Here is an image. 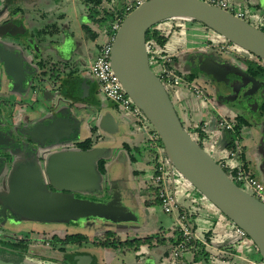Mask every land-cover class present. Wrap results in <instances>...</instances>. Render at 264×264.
Instances as JSON below:
<instances>
[{
  "label": "flooded vegetation",
  "instance_id": "flooded-vegetation-1",
  "mask_svg": "<svg viewBox=\"0 0 264 264\" xmlns=\"http://www.w3.org/2000/svg\"><path fill=\"white\" fill-rule=\"evenodd\" d=\"M16 1L17 0H4L3 4L0 6V55L2 53H15L20 56L23 68L22 71L24 72L25 77L22 81V86L19 87L6 73L2 62H0V250L21 255L24 258L23 260H29L30 257L35 256L39 259L44 258L53 260L54 264H95V261L91 256L87 255L86 252H89L90 247H97L96 242L104 241L107 238L112 242H115L114 240L124 242L140 238L138 236L139 233H136V236L133 238L122 240L120 237L115 236L113 231L106 229L100 231L104 237L102 240L97 238L96 233L91 240H89V236L86 233H82V235L87 236V241L65 244L66 236L72 234L68 233L66 226L79 222L81 219H86V217L71 215L68 218L69 222L66 223L64 227L61 226L58 229L56 227H51L48 224L62 220L32 219L19 213L16 209L18 207L16 201L19 192H17L18 195L16 194V199L10 198L9 201H6L4 198L8 197L11 191L16 190L17 186L24 185L28 188H42L43 191L52 194L69 195L76 199L91 200L88 196L91 195V192H95V190L71 191L52 186L47 178V165L51 154L55 152L65 150L90 151L93 149H101L99 150L98 158L96 160V170L99 174V181L102 186L100 194L104 195V197L99 195V200H96L95 202L107 203L114 201L119 206L120 196L118 195V192H116L117 189L108 195L105 188V186L112 182L110 172L113 167V162H109V160L103 156L105 148L103 144L107 139L111 138L108 135L110 128H106L104 122L102 127L100 124L102 120L105 121L108 119L107 116H105L106 112L101 113L105 106L102 102H99V105L92 102L94 95H97L99 91L92 74L85 69L88 66V61H82L81 68L78 67L75 62L70 60L74 53H78V42L85 46V50L80 48L81 53H88L90 43L92 44L95 42L87 37L82 30L83 27L89 28L91 26L90 16H93L96 10L100 13L101 17L105 16V10L112 9L113 7L121 9L126 0H102L96 8L94 0H82L83 2L80 0H68L75 13L76 9L78 11L80 10V39L77 40L74 33H69L64 35L62 41L51 43V46L53 47L52 49L55 50L54 47L60 45L67 37L72 38L73 46L70 55L67 57L59 55V58H62V62L64 61L63 63L67 64L66 70L60 67V65L58 66L55 64L53 59L46 54L45 47L40 43L42 33L38 31V37L34 39L30 29L27 28L28 26L24 24L20 11L17 10L15 12L8 9V5ZM106 2H108V4H106ZM259 10L264 13L263 10ZM230 47L231 44H220V42L214 46H206L204 51L192 52L185 56L184 66L191 73H194L195 76L204 80H209L202 71V68L206 66L205 64L208 63L210 59L215 61L224 58L221 54V50L231 51L233 48ZM241 54L244 57H249L245 51H242ZM227 60L232 65L240 67L250 75L247 72L245 65L242 67L237 60L236 62H232L233 60H230L229 58H227ZM247 60L253 59L249 57ZM79 71L83 73L84 77L80 78L78 76ZM20 75L22 76V73H20ZM83 80H85V85H83ZM260 81H262L263 84L256 90L258 92L261 88L264 89V80ZM232 82H235L234 86L238 89L236 93L233 90L234 86L231 85ZM213 85L217 102L221 99L220 96H226L228 94H232L235 100L242 98V96L245 95L244 92L251 86L249 83L243 87L242 82L240 81V76L235 74L229 75L228 84L213 83ZM49 88H52L54 91H50ZM256 91L249 95H254ZM52 93H56V95ZM187 99H194V96L191 93L181 94L176 103L177 107H180L179 115L183 116L186 119V122L188 121V118H186L185 112L189 114L190 109L187 108L182 101ZM81 101L84 102V104H82ZM262 102L264 103V100L261 101L260 107L263 104ZM113 105L123 116V120L125 122L127 121V124L130 125L132 120L122 114L115 104ZM199 105L200 104H198V109ZM59 117L70 118L74 123L73 133L68 139H61L59 142L55 143L47 139L43 135V131L37 137L29 135L30 130L34 126L40 128L43 125L50 124L53 120ZM262 126L264 127V123H262ZM56 131V136H59V133L62 132L61 130ZM84 132H87L88 136L82 138L81 136ZM100 160H104L103 173H101L97 167V163ZM260 169L261 176L264 180V166ZM122 170L124 171L125 169L122 168ZM14 193L15 191L12 195H14ZM87 217L91 218L94 216ZM122 218L123 214L117 219L106 220L104 225H126L127 229L133 232L136 231V229H142L141 224L138 225L133 222L127 224L121 222ZM27 219L35 220L33 223L34 225L32 224V226L25 228L24 234L20 235L19 226H21V224L25 222L24 220ZM39 231H41L40 233H47L48 235H45L43 238L32 236ZM107 231L112 232V235L107 237L105 234ZM153 236L154 235H145L143 238ZM127 237H129V235H127ZM42 248H49V252H54V257H43L42 255L34 253L41 251L40 249ZM138 249L136 251H138ZM76 252H83V254H77ZM86 256L89 257V260L86 259ZM8 262L16 263L15 261Z\"/></svg>",
  "mask_w": 264,
  "mask_h": 264
},
{
  "label": "water",
  "instance_id": "water-1",
  "mask_svg": "<svg viewBox=\"0 0 264 264\" xmlns=\"http://www.w3.org/2000/svg\"><path fill=\"white\" fill-rule=\"evenodd\" d=\"M256 2L257 7L264 11V0ZM170 19L201 23L226 41L262 60L264 31L205 0H147L123 18L114 35L110 54L114 73L133 104L156 131L169 167L176 169L209 203L244 230L264 264V203L234 183L218 162L192 138L163 83L150 67L146 50L147 31L159 22ZM72 46V38L67 37L54 48L60 56L67 57ZM0 62L14 83L21 87L25 77L20 56L2 53ZM205 65L202 71L214 84H228L230 74L239 75L243 87L250 83L245 95L253 93L263 84L240 67L232 65L225 57L215 61L210 59ZM82 82L85 85V80ZM234 83L231 85L234 86ZM233 90L235 93L238 91L235 86ZM197 119L193 116L192 120L195 122ZM103 122H100L101 127ZM73 126L70 118L59 117L40 128L34 126L29 135L37 137L43 131L47 139L57 143L69 138L73 133ZM56 130L62 131L59 136L55 135ZM224 137L225 134L223 140ZM98 153L99 149L65 150L51 154L47 165L48 182L64 190H96L99 186V174L96 170ZM14 191L4 199H16L19 192L16 209L23 216L32 219L64 221L71 215L117 219L123 214L114 201L101 203L76 199L24 185L17 186ZM86 259L89 260V257L86 256ZM0 264L18 263L0 260Z\"/></svg>",
  "mask_w": 264,
  "mask_h": 264
},
{
  "label": "rangeland",
  "instance_id": "rangeland-1",
  "mask_svg": "<svg viewBox=\"0 0 264 264\" xmlns=\"http://www.w3.org/2000/svg\"><path fill=\"white\" fill-rule=\"evenodd\" d=\"M4 0H0V6L3 4ZM108 4V2H106ZM8 9L11 11H20V15L22 14V20L24 21V24L28 26L27 28L30 29L31 34H33L34 39L38 37V31L42 33L40 43L43 45L46 49V54L48 57L52 58L55 64L60 67L67 69V64L62 62V58H59V54L52 49L51 43H58L63 40L64 35H67L69 33H74L76 35L77 40L79 38L80 31V18L79 13L76 9V13L71 8V4L68 0H17L16 2H12L8 5ZM228 10L237 15L240 11H242L245 15V20L249 22L251 25L259 28L264 29V25L262 24V21L260 19H257V15L259 17H264V13L260 11L257 8V2L256 0H246V2L239 4L235 3L234 0H228ZM19 18V19H21ZM179 24L181 25V21H175V20H166L159 22L155 25V28L160 27L162 28L164 24H167L168 26H172L173 24ZM108 24H110L108 21H106L104 24H102V27H107ZM186 25H182V27L177 31V29H173L172 35L169 37L167 43L165 44V50H169V52L177 51L175 53L174 58L170 62V67L173 71L177 72L178 74L182 76H188L191 72L185 68L184 63L185 61L181 58V54L184 53L185 56L188 54H191L192 52H196L197 50L194 49V46H197V48H201V51H204L206 46H214L218 42L227 44L222 37H220L218 34L214 33L210 29H207L204 25L198 22H187ZM89 27L91 30H96L97 27L93 24H90ZM186 26V27H184ZM167 30H170V28H167ZM172 30V29H171ZM102 35H100L94 43H90L88 48V53H81V49L85 50V46L78 42V53L73 54L70 61L75 62L78 67L82 68V61H88V66L85 68L86 71L90 73V65L93 62L95 56L98 53L99 46L103 43ZM233 48L230 50H221V54L225 58H229L230 60H233L232 62L239 63L240 66L244 67V60L249 59V57L242 56V50L237 47L236 45H231ZM230 47V48H231ZM191 48L193 50H191ZM220 49V48H218ZM240 53V54H239ZM238 57H242V60ZM69 62V61H68ZM150 67L153 71L156 72V60L151 57L150 59ZM243 62V63H242ZM70 64V62H69ZM84 70V68H83ZM158 75V74H157ZM210 80V79H209ZM204 80L202 78H199L195 76L194 83L201 86L203 89V96L206 97V101L200 102L202 98L194 97V99H187L183 100V104L189 108L190 110H195L198 108V104L202 105V108L206 107L205 110H203V118L211 120L213 124L217 122L220 118H225L228 120H234L237 116V114L243 112L246 116L249 113V117H252L254 114H256V109L260 107V103L262 100H264V89H260L259 92L256 91L254 95H243L242 98L236 99L233 97V95L228 94L226 96H221V99L219 102L216 101V95L214 91V85L212 81ZM97 96L99 99H101L102 104L108 105L109 103H112L108 99H106L101 92H98ZM228 98V99H226ZM225 100V101H224ZM181 121L186 124V119L180 115ZM203 119V121H208ZM260 123V122H257ZM144 125H146L149 129H153L151 124L145 120ZM131 128L132 133L140 135L142 138V144L138 145L137 149H133L135 146H131L128 150V153L131 154V156L135 157L138 162L136 164H133L134 162L131 161L129 163L124 162L122 158H119L118 163L116 166L119 168H124L127 170L126 172H129V168L132 167V169H135L138 173L134 174V176H125V177H118L116 178V182H110L107 186H105L108 195H110L114 190L118 192L119 197V207L123 211V218L121 222L124 223H137L138 225L141 224V228L149 233H156L159 231V228L162 227L165 229V231H168L169 229H172L175 222L174 214H167L163 211L162 206L156 202L155 200V194L153 193V189L149 188L147 185H150L151 177H152V165L144 163V160L140 159L141 156H138V149L141 148L142 153L145 152L146 146L149 144L147 141L146 134L143 132L142 127L140 126V123L138 121L132 120L131 124L129 125ZM262 128V124H247L243 127L242 136L243 141L238 142V146L236 147L237 156L245 157L249 159L250 161H253L252 154L256 158H262L263 153L260 151L261 146L263 147V143L261 142L262 139L259 138L257 135ZM102 131V130H101ZM209 132V131H208ZM211 133V132H210ZM105 135V134H104ZM192 135L196 138V134L192 133ZM211 138V137H210ZM151 146V144H149ZM204 149L210 154L212 158L217 160V156L215 153V150L210 147L208 143H204ZM152 147V146H151ZM148 148V146H147ZM100 150V149H99ZM260 156H259V154ZM115 154L120 156V151L113 153L110 150V146H106L104 148L103 156L108 159H112L113 155ZM137 156V157H136ZM221 156H225V153H222ZM256 175L261 176V169L258 164H256ZM166 167L170 171L168 166V161L166 158ZM173 178H174V196L177 200V203L179 206L186 208V210L190 213L191 211H195L197 208H195L194 204H190L189 201L186 200L187 195H189L191 198H194L198 203L201 199H205L200 193L196 191L195 188H193L191 185L188 184V187L186 186L187 183L183 179V177L179 174V172L176 169H171ZM261 180H263L261 176ZM186 184V185H185ZM186 186V187H185ZM243 189H245L247 192L251 193V190L246 186L242 185ZM186 188V189H185ZM102 191L101 182L99 181V186H97L95 192H91V195L88 196L93 201L99 200V195ZM104 197V195H102ZM206 201V200H204ZM146 202H150V205H146ZM211 204V203H210ZM212 205V204H211ZM202 206V205H200ZM198 206V219L195 221L197 227V231L205 230L210 224L208 221V212L206 208H202ZM94 218V219H93ZM106 220H109L108 218L104 217H91L86 219H81L79 222L73 223L70 226H66L68 233L76 234V233H85L86 230L92 231L93 228H100L104 226V223ZM25 222L21 224L20 232L19 234H24V229L32 226L35 220H24ZM192 218L191 216L188 217V222L192 227ZM68 220L64 221H57V222H51V224H48L51 227L60 228L61 226H65L66 223H68ZM230 222V221H229ZM63 224V225H62ZM34 225V224H33ZM227 225V226H226ZM126 227V225H122ZM137 227V226H135ZM225 233L229 234L230 236H233V232L230 229V226L228 224H223ZM141 230V229H140ZM140 230L136 229L138 233ZM41 231L37 232L36 234H33L34 237H45L47 236V233H40ZM88 232V231H87ZM119 232V231H118ZM129 237L136 236V232L128 231L124 234H117V236H120L123 239ZM140 235V234H138ZM96 236L98 239H103L102 232H97ZM90 237H93L92 235ZM239 240V239H238ZM244 241H247L251 244V240L246 237L245 239H240L238 242L243 243ZM217 245L216 239L214 241H211L210 243H206V247H204L206 250L210 252L211 256L208 259L207 262H203V264H221L220 259H218L220 253H218L217 249L214 248V246ZM88 247V246H87ZM71 249V248H70ZM39 252H34L39 255H42L43 257H54V252H49V248H42ZM184 258L190 259V251L184 250ZM35 256L30 257L29 260H23V256L16 255L13 253L5 252L3 250H0V259L8 260V261H15L18 264H54L53 260L48 259H39L37 257L33 258ZM120 259L116 263L123 264V256L122 254L118 256ZM126 261L130 260L132 255H126ZM122 258V259H121ZM166 262L174 260L173 254L167 253ZM257 263L263 264V262L260 261L258 253L256 254ZM234 260H236L234 258ZM114 263V264H116ZM242 264H248L246 262H242Z\"/></svg>",
  "mask_w": 264,
  "mask_h": 264
},
{
  "label": "crops",
  "instance_id": "crops-1",
  "mask_svg": "<svg viewBox=\"0 0 264 264\" xmlns=\"http://www.w3.org/2000/svg\"><path fill=\"white\" fill-rule=\"evenodd\" d=\"M234 1H235V3H239V4L246 2V0H234ZM257 19H260L262 21V24H264V17L260 18L259 15H257ZM181 22H182L181 25L175 23L172 26H168L167 24H164V26L162 28H160V27H158V28H160L161 30H164V32L166 34H170V36H171L173 29H177V31H178L182 27L183 24L186 25L185 23H187V21H181ZM184 27H186V26H184ZM100 28H101V34L100 35H102L104 38L105 37L104 31H105L106 27H102V25H101ZM167 28H170V30H167ZM80 35L81 34L78 35L79 38H80ZM105 39L103 41H105ZM193 48L196 49L197 51H201L202 47L197 48V46H194ZM191 50H193V49L191 48ZM165 53L171 54L172 57L174 58V55H175V53H177V51L169 52V50H167V51L165 50ZM184 57H185L184 53L181 54V58L185 61ZM78 76L80 78L84 77L83 73L80 71L78 73ZM49 90L54 91L52 88H49ZM52 94L56 95V93H52ZM92 102L99 105V102H101V99H99V97L97 95H94V99L92 100ZM81 103L84 104V102H82V101H81ZM104 106L105 107L101 113L106 112L105 116H107L108 119H106L104 121V126H106V128H110L108 135L111 138L107 139L105 141V143L103 144V146L104 147L110 146V150L113 153H115V151L116 152L120 151V153H121L119 157L117 154H115V156L113 155L112 159H108L109 162H111V161L113 162L112 170L110 169L111 170L110 178H111V181L113 183H115L117 181L116 178H118V177H122V176L123 177H125V176L130 177V176H134V174L138 173L135 169H132V167L129 168L130 166L128 167L129 172H126L127 170H124L125 171L124 172L122 170V168H119L118 166H116V164H119L118 163L119 158H122L123 161L127 162V163L135 160V161H133L134 162L133 164H136L138 162V160L133 159L131 154L128 153V150L130 149L131 146L132 147L135 146V147H133L135 149L138 148V145L142 144L143 141H142V138L140 137V135L132 133L130 126L127 124V121L125 122L123 120V116L120 114L119 111H117V109L115 108V106L112 103H109L108 105H104ZM259 108L256 109V114H254L252 117H249V114L246 116L243 112L237 114V116L243 117L245 120H247L249 122V124H256V125L260 124V123L262 124V123H264V113H263V111H261V107H259ZM205 109H206V107L202 108V106L200 104L199 109L196 108L195 110H189V114H187V112H185L186 113L185 116H186V118H188L187 122H190L193 124H198V123L200 124L202 122H207L209 125V129H208L209 136L211 135V138H213L212 140L214 142V141L218 140V137L215 136L216 131H214L215 127H214V124L211 122V120L205 119L202 116L203 110H205ZM186 111H188V110H186ZM187 115H188V117H187ZM193 116L198 118L197 121L193 122V120H192ZM203 119L208 120V121H203ZM223 119H225V118H223ZM229 121L234 122L235 119L229 120ZM257 122H260V123H257ZM263 128L264 127L262 126V128L260 129L261 131L257 135L259 136L260 139H262L261 142L264 145ZM242 131H243V129H242ZM242 131L240 134V139L242 138L241 141H243V137H241ZM214 133H215V135H214ZM85 136H88L87 132H84V134H82L81 137L84 138ZM147 146H148V148H147ZM147 146H146L147 150H145L144 153H142L141 148L138 149V151H137L138 156H141L140 159L144 160V163L150 164L153 166L154 151L149 144ZM210 147L213 148L214 150L216 149V146H213V143H212V145H210ZM260 151L263 153L262 158H256L252 154L251 158L254 157L253 161H250L249 159H247L245 157H241V159H240V157H238L237 160L236 161L233 160V162L234 163H242L244 165V167L248 171H250V173L253 176H255L257 179H259L261 182L264 183V181L261 180V176L260 177L257 176L256 171H255L256 166H257L256 164H258L260 166V168L264 166V146L263 147L261 146ZM259 156H260V154H259ZM122 171H123V173H122ZM147 186L150 188L149 185H147ZM186 186L188 187V183ZM186 200L189 201L190 204L191 203L194 204L192 206H194L197 209L195 211H191L189 213L186 210V208L184 209V207H181V206H180V208L187 212L188 217L191 216V218L193 220L192 221V229L195 232V234L201 238V241H196L195 244L192 247H190L189 249L188 248L184 249V250L190 251V253H191L190 259L183 257L184 256V252H183L184 250H182V252H180V256H177V258H174V260L166 262L167 260L165 257L167 256V253H170V251H169L170 243L175 240V235L177 234L174 231V226L172 227V229H169L168 231H165V229L160 227L158 232H156V233L154 232L152 234H149V233L145 232L143 229H141L139 232L140 235H138L140 238H143L145 235L146 236L154 235V236L152 238L153 239L152 243H150V244L147 243V244L141 245L139 247L138 251H136V252L130 251L128 249H120V248H112V247H107V248L90 247L89 252H86V254L92 257V259L95 261V264H114V263L118 262V260L120 259L118 256L121 254L123 256V260H122L123 264H203V262H207L208 259L210 258V256H211L210 252L205 251L206 249L204 248V252L208 253L207 259H204V258L198 259V255L196 254V251L193 250V248L196 246L197 243H199V244L201 243L204 247H206V243H210L211 241H214L216 239L217 245H215L214 248L217 249L218 253L221 254L218 257V259H220L221 264H242V262H246L248 264H258L257 259L255 258L256 254H257L255 245L252 243V241H251V244L247 241L240 243V242H238L239 240H238L236 235L232 234L233 236H230L229 234L225 233L223 224H225V223L228 224L230 226V229H231V226L233 223L227 217H225L217 208H215L213 205H211L206 199H201L198 203L194 198H191L189 195H187ZM204 200H206V201H204ZM146 205H150V202H146ZM200 205H202L203 207ZM198 206L207 209L208 221L210 224L205 230H201V231H197V229H196L197 225L195 223V221L198 219V216H199ZM106 229L113 231L115 236H117V234H124L125 232H127V230H129V229H127V226L124 227L121 224H118V225L108 224V225H104L100 228H93L92 231L86 230L85 233L89 236L88 237L89 240H91V238H92V237H90L91 235L93 236L95 233L106 230ZM129 231H131V230H129ZM134 232H136V231H134ZM136 233H138V231ZM159 236L164 239V241L162 243H156V238ZM118 237H120V236H118ZM128 238H133V237H128ZM121 239L124 240L123 238H121ZM223 252H225V253H223ZM76 253L77 254H83V252H76ZM126 255H132L131 261L127 260V262H125L126 258H127ZM234 258L236 260H234ZM116 264H120V263H116Z\"/></svg>",
  "mask_w": 264,
  "mask_h": 264
},
{
  "label": "built area",
  "instance_id": "built-area-1",
  "mask_svg": "<svg viewBox=\"0 0 264 264\" xmlns=\"http://www.w3.org/2000/svg\"><path fill=\"white\" fill-rule=\"evenodd\" d=\"M145 1L147 0H126L125 4L123 5V10L124 12L129 13L136 6L142 4ZM205 1L228 10L227 0ZM236 16L244 19L245 15L240 11ZM121 22L122 20L116 19L115 21L108 24V26L105 28L104 34L106 39L99 46L98 53L90 65V73L97 83L98 91L101 92L106 99L115 104L120 109L122 114L131 120H135L140 123L143 132L146 134L147 141L152 146L154 151V162L152 166L150 185L154 191L153 193L155 194V200L159 201L163 211L167 214H174V231L177 234L175 235V240L170 243L169 251L174 257H177L180 255L182 250L186 249V246L190 243V241H201V238L193 231L191 225L188 222L187 212L180 208L174 196V178L171 170L172 168L169 167V171L166 167V156L156 131L154 129H149L146 125H144V121L146 119L139 108L134 105L131 99L128 97L117 75L114 73L111 67V44ZM152 28H155V26ZM146 50L149 61L151 57L156 60V72H154L156 75L158 74L157 76L163 83L178 112L180 107H177L176 103L178 97H180L181 94L191 93L194 97L199 99L202 98L200 102L206 101V97L203 96V89L201 86L194 83V80H189L188 78L183 77L171 69L170 62L173 58L172 55L166 54L165 49L159 47L154 38L146 40ZM192 125L193 123L186 122V128L188 126L191 128V130H194ZM233 126V121L223 118H220L217 122H215L214 131H216V135L215 133L214 135L218 137V140L214 142L212 140L213 138H210L211 135L209 136V125L207 122H203L201 125H196V128L198 127L202 133H206L208 135L206 143L209 145H212L213 143V146H216V161L223 169L227 170L226 173L228 177L242 188V185H246L251 190V194L264 203V183L253 176L242 163L233 162V160H237L238 154L236 150L229 151L226 147L225 137L223 140L225 132L232 130ZM222 153H225L224 157L221 156ZM231 230L239 240L245 239L247 237L244 230L235 224H232Z\"/></svg>",
  "mask_w": 264,
  "mask_h": 264
},
{
  "label": "trees",
  "instance_id": "trees-1",
  "mask_svg": "<svg viewBox=\"0 0 264 264\" xmlns=\"http://www.w3.org/2000/svg\"><path fill=\"white\" fill-rule=\"evenodd\" d=\"M80 1L83 2L82 0H80ZM101 1L102 0H94L95 8L99 6ZM125 2L123 3V5L125 4ZM104 12H105V14H104L105 16H101L100 17V13L97 10H96V12H95V14L93 16H90L91 24H93V25H95L97 27L96 30L93 31V30H91L89 28H85V27L82 28V30L84 31V34L87 37H89L91 40H93V41H95L100 36V34H101V28L100 27H101L102 24H104L106 21L111 23V22L115 21L116 19L123 20V18L128 14L127 12H124L123 6H122L121 9H117V8L113 7L112 9L105 10ZM259 29L264 31L263 28H259ZM169 37H170V34H166L164 32V30H161L159 28H150L147 31V34H146V40H149L150 38H154L155 41L157 42L158 46L161 47V48H164V46L167 43ZM223 40L227 44L233 45L229 41H226L225 39H223ZM242 51L244 52V50H242ZM246 54H248V56L251 59H253V60H244V65L246 67L247 72L250 75H252L253 77L257 78V79L264 80V60L256 57L255 55H253L251 53H246ZM238 58L242 60V57H238ZM183 77H186L189 80H193L195 78V74L194 73H190L188 76H183ZM261 110L264 113V103L261 106ZM202 123H200V124L198 123V124L201 125ZM248 123L249 122L247 120H245L243 117L238 116V117L235 118L234 126H233L232 130H228V131L225 132L226 147H227V149L229 151L236 150V147L238 146V142L240 140L241 131H242L243 127L245 125H247ZM198 124H193L192 125L194 127V130H191V128L187 126V131L192 136V138H194L196 140V142L202 148H204L203 145H204V143H206V139H207L208 135L206 133H202L199 130L198 127L196 128V125H198ZM192 133L196 134L197 137L195 138L192 135ZM160 144L162 146L161 141H160ZM133 159H136V158L133 157ZM133 161H135V160H133ZM97 167L99 168L100 172L103 173L104 172V160H100L97 163ZM224 170H225V172H227L226 169H224ZM150 188H152V187L150 186ZM156 202L159 203V201H156ZM105 234L108 237V236L112 235V232L107 231V232H105ZM152 238L153 237H147V238H143V239L138 238V239H133V240H127V241H124V242H120L118 240H114L115 242H112V241H109V239L107 238L104 241L96 242V246L100 247V248H107V247L127 248L128 250L136 251L141 245H144V244H147V243L148 244L152 243V240H153ZM81 241H87V236L86 235H82V234H71V235L66 236V238H65V244H67V243H80ZM163 241H164V239L161 238L160 236L156 238V243H162ZM194 244H195L194 241H190V243L187 244L186 248L189 249ZM193 250L196 251V254L198 255V259L199 258L207 259V254L208 253L204 252V246L201 243L200 244L197 243L196 246L193 248ZM256 251H257V249H256ZM257 253H258V251H257ZM258 255H259V253H258ZM259 259L262 262V258H261L260 255H259Z\"/></svg>",
  "mask_w": 264,
  "mask_h": 264
}]
</instances>
